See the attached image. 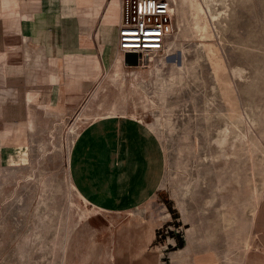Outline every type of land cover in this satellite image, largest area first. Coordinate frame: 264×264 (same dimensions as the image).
<instances>
[{"label":"rangeland","instance_id":"obj_1","mask_svg":"<svg viewBox=\"0 0 264 264\" xmlns=\"http://www.w3.org/2000/svg\"><path fill=\"white\" fill-rule=\"evenodd\" d=\"M171 2L162 51L0 131V264H264V0Z\"/></svg>","mask_w":264,"mask_h":264},{"label":"crops","instance_id":"obj_2","mask_svg":"<svg viewBox=\"0 0 264 264\" xmlns=\"http://www.w3.org/2000/svg\"><path fill=\"white\" fill-rule=\"evenodd\" d=\"M120 23L119 0H0V89L16 98L0 102V131L75 109L118 50ZM254 229L264 252V200Z\"/></svg>","mask_w":264,"mask_h":264},{"label":"built area","instance_id":"obj_3","mask_svg":"<svg viewBox=\"0 0 264 264\" xmlns=\"http://www.w3.org/2000/svg\"><path fill=\"white\" fill-rule=\"evenodd\" d=\"M121 23L117 49L125 56L136 54L145 59L164 49L173 30L171 0H119Z\"/></svg>","mask_w":264,"mask_h":264},{"label":"water","instance_id":"obj_4","mask_svg":"<svg viewBox=\"0 0 264 264\" xmlns=\"http://www.w3.org/2000/svg\"><path fill=\"white\" fill-rule=\"evenodd\" d=\"M137 55L136 54H127L126 56H125V63L126 64H129V63H134L135 65H136V63H137Z\"/></svg>","mask_w":264,"mask_h":264},{"label":"bare ground","instance_id":"obj_5","mask_svg":"<svg viewBox=\"0 0 264 264\" xmlns=\"http://www.w3.org/2000/svg\"><path fill=\"white\" fill-rule=\"evenodd\" d=\"M122 55V54H121ZM122 57H123V55H122Z\"/></svg>","mask_w":264,"mask_h":264}]
</instances>
